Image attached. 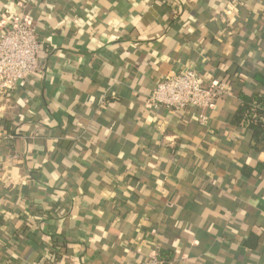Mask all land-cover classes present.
I'll return each instance as SVG.
<instances>
[{
	"label": "crops",
	"instance_id": "obj_1",
	"mask_svg": "<svg viewBox=\"0 0 264 264\" xmlns=\"http://www.w3.org/2000/svg\"><path fill=\"white\" fill-rule=\"evenodd\" d=\"M17 1L0 0V22ZM26 13L42 72L0 101V264L155 251L264 264V151L231 123L236 93L264 73V0H31ZM184 69L225 86L204 126L194 109L146 106Z\"/></svg>",
	"mask_w": 264,
	"mask_h": 264
},
{
	"label": "built area",
	"instance_id": "obj_2",
	"mask_svg": "<svg viewBox=\"0 0 264 264\" xmlns=\"http://www.w3.org/2000/svg\"><path fill=\"white\" fill-rule=\"evenodd\" d=\"M30 1L18 0L17 15L9 23L0 22V101L13 93L21 81L42 72L38 60L40 41L35 25L26 13ZM223 95H226L224 84L206 85L195 70L184 69L167 73L146 97V106L151 110L163 108L171 113L194 109L199 124L204 126L207 111L213 109L216 99ZM140 264H164V261L155 251Z\"/></svg>",
	"mask_w": 264,
	"mask_h": 264
},
{
	"label": "trees",
	"instance_id": "obj_3",
	"mask_svg": "<svg viewBox=\"0 0 264 264\" xmlns=\"http://www.w3.org/2000/svg\"><path fill=\"white\" fill-rule=\"evenodd\" d=\"M252 79L255 83L253 89H241L236 93V98L240 103L235 108L231 123L236 128L250 131L249 145L252 150L259 152L264 151V73H254ZM254 170L256 172L264 170V161L259 163ZM256 241V239L247 240L245 245L253 249L257 244ZM161 258L164 264L168 260L162 255Z\"/></svg>",
	"mask_w": 264,
	"mask_h": 264
}]
</instances>
